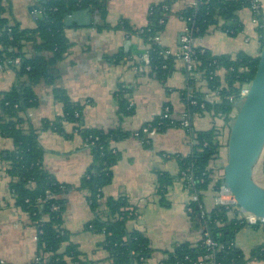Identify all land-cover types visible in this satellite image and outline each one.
Wrapping results in <instances>:
<instances>
[{
    "label": "crops",
    "instance_id": "crops-1",
    "mask_svg": "<svg viewBox=\"0 0 264 264\" xmlns=\"http://www.w3.org/2000/svg\"><path fill=\"white\" fill-rule=\"evenodd\" d=\"M160 1L105 0L106 12L103 16L100 12H90L88 25L80 26L75 20L70 21L69 25L65 24L64 33L70 46L64 58L55 65L54 82L34 84L36 105L23 115L25 125L38 130V141L44 149V167L57 181L70 186L63 195L65 209L61 229L68 233V242L76 245L86 264H112V261L100 245L104 235L84 229L92 212L87 192L79 184L92 161L89 147L70 122L62 123V133L42 128L43 120H52L63 113V104L56 99L54 88L63 89L71 101L82 106L85 127L109 130L120 125L124 131L132 132L111 142L119 158L112 167L110 183L101 192L104 197H126L130 204L128 209L134 212V217L126 223L128 229L142 231L154 249L146 263L172 264L164 262L165 252L172 251L181 242L195 243L201 238L200 231L190 223L187 213L190 194L181 181L176 180L169 186L167 206L160 204L155 194L156 172H177L178 164L173 155L185 156L192 152L193 134L187 133L181 126L169 127L149 136V146L134 134L166 106L177 118L184 110L181 90L187 88V81L182 63L176 59L175 70L161 82L150 76L147 70L139 74L125 59L114 62L111 58L120 50L131 52V56L143 51L145 45L138 33H129L114 26L125 19L136 30L142 28L146 24L149 8ZM258 2L264 14V0ZM44 4L45 0H9L5 16L10 23L18 22L22 28H35L43 14ZM187 4H190V0H177L174 3L159 35L158 43L173 54L179 50L186 24L178 16L177 10ZM31 5L39 9L29 10ZM238 16L243 24L238 35L230 36L219 27L210 26L203 36L195 38L194 44L214 55H235L242 51L256 57L261 41L252 12L249 8H243L238 11ZM25 51L27 56L33 54L31 42L26 44ZM14 81L13 67H0V92L10 89ZM119 84L129 90L128 101L132 106V113L122 118L118 116V103L114 97ZM199 87L201 91L206 90L205 83ZM190 126L191 131L208 130L215 126L222 131L220 143L227 140L228 128L210 113L193 114L190 116ZM12 148V139L0 135V264H26L37 254L38 229L28 212L15 204L8 189L4 157ZM220 150L224 155L213 164L224 162L226 148L221 147ZM253 178L264 186V149L255 165ZM215 191L211 185L202 192V202L207 210L216 205ZM234 242L248 258L255 247H264V227L245 225L236 232ZM66 245L67 242L60 252L64 251ZM247 264H264V258L250 257Z\"/></svg>",
    "mask_w": 264,
    "mask_h": 264
},
{
    "label": "trees",
    "instance_id": "trees-1",
    "mask_svg": "<svg viewBox=\"0 0 264 264\" xmlns=\"http://www.w3.org/2000/svg\"><path fill=\"white\" fill-rule=\"evenodd\" d=\"M176 1L162 0L151 5L146 24L142 28L136 30L125 19L114 26L129 33L139 34L145 48L136 56L147 53V73L161 82L175 70L177 57L172 53L165 54V48L154 37L163 30ZM251 1L198 0L195 5L187 4L178 9L177 14L190 28L194 38L203 36L210 26L219 27L228 35L236 36L243 29L238 11L250 8ZM8 8L9 0H0V61L20 57L19 65L13 67V85L10 89L0 92V135L12 139L13 142V148L4 157L7 162L4 173L8 178V189L15 204L27 211L37 225L36 255L40 259L38 264H86L87 261L82 259V253L76 245L68 242V233L61 229L65 209L63 195L70 186L57 181L44 167V149L38 141V130L25 125L23 115L36 105L34 84L41 81L54 82L55 65L64 58L70 46L64 33L66 15L81 8H89L91 13L100 12L103 16L106 12L105 0H45L43 14L35 28H22L18 22L10 23L5 16ZM252 16L257 22L256 31L262 43L264 14L261 11H252ZM28 42L33 44L34 52L31 56H27L25 51ZM195 51L198 58L196 70L201 72L199 80L205 81L211 90L217 88L220 100L205 101L204 92L197 85L198 80L190 76L187 88L181 90L184 110L189 117L193 114L210 113L227 127L235 108L226 96L238 98L242 86L249 83L254 75L258 57L242 51L235 55H214L208 49L198 46ZM128 55H131V52L120 50L111 58L114 62H119L126 60ZM219 69L224 70V75L217 73ZM188 90L197 101L196 105L188 103ZM128 92L129 90L121 84L114 92L119 118L132 113ZM54 95L63 104V113L52 120H43L42 128H51L62 133V123H72L89 147L92 156V161L80 178L79 184V187L87 192L92 212V217L86 222L84 229L104 235L100 245L107 251L112 264H147V259L154 249L142 231L128 229L126 223L134 217V212L128 209L130 204L126 197H104L101 192L102 188L110 183L112 167L119 158V153L112 149L111 142L132 132L124 131L120 125L109 130L85 127L82 122V106L71 101L61 88H54ZM201 102L204 104L203 108L199 107ZM163 113L164 109L137 131L138 137L145 145L149 146L150 138L143 132V127H155L156 133H160L169 127L180 126L181 114L177 118L171 110L169 117H165ZM219 132L215 126L208 130H192V152L185 156L173 155L178 164L177 172H156L155 194L160 204L168 205L167 192L174 181H181L186 186L188 177L192 180L191 186L187 188L189 194L194 192L198 196L196 201L189 200L187 213L191 225L200 231L201 238L195 243L181 242L172 251L165 252V263L194 264L199 256L211 252L212 248L205 244L204 232H208L211 239L221 243V247L214 251L215 264H247L250 257L264 258V247H255L250 257L246 258L235 244L236 232L247 225L239 218L238 206L216 204L211 210H207L203 205L202 192L211 185L217 189L219 184L214 180V169L211 167V162L221 156V147L226 148L227 140L221 144ZM44 198L45 201L40 202V199ZM52 205L57 206V209L52 210ZM66 242L64 251L60 252Z\"/></svg>",
    "mask_w": 264,
    "mask_h": 264
},
{
    "label": "water",
    "instance_id": "water-1",
    "mask_svg": "<svg viewBox=\"0 0 264 264\" xmlns=\"http://www.w3.org/2000/svg\"><path fill=\"white\" fill-rule=\"evenodd\" d=\"M38 10L31 5L29 10ZM80 26L90 23V9L81 8L65 17ZM247 93L233 103L235 113L228 122L223 183L233 194L240 212L264 218V186L254 178V168L264 149V41Z\"/></svg>",
    "mask_w": 264,
    "mask_h": 264
},
{
    "label": "built area",
    "instance_id": "built-area-1",
    "mask_svg": "<svg viewBox=\"0 0 264 264\" xmlns=\"http://www.w3.org/2000/svg\"><path fill=\"white\" fill-rule=\"evenodd\" d=\"M197 2H198V0H190V5H195ZM249 9L254 11V12H256V13L260 12L261 9H260V4H259L258 0H252L251 1V6H250ZM254 21H255V23L257 25V22H256L255 19H254ZM159 35H160V33L157 36L154 37V39L157 42L159 41ZM194 41H195V38L192 36L190 28L187 27V25L185 24L184 33H183V35L181 37V44H180L178 52L175 53V55L177 57V60H179L182 63L183 70L185 71V74H186V76H185L186 77V81L188 80V77H190V76L192 77L193 76V77L196 78V80H198L197 81V85H200V84H203V83H205V85H206L205 81L199 80L201 72L196 70V64L198 62V58L196 56V51H195L196 45L194 44ZM164 53L168 54V53H172V52L169 49H165ZM126 61L130 62L132 64V66H133V69L136 72H138L139 74H142V73L146 72V70L148 69L149 58H148V55H147L146 52H144L140 56H131V55L129 56L128 55L126 57ZM19 63H20V57H14L12 59H5L3 61H0V67H2L4 65L10 66V67H14V66L16 67V66L19 65ZM246 69L247 68L245 67V70ZM222 72H224L223 69H219L217 71V73H219L220 75H221ZM249 83L244 84L242 86V88L240 89L239 96H238L237 99H234L232 96H226V98L229 101H232V103H234L240 97L244 96L247 93L248 88H249ZM187 86H188V82H187ZM189 90L187 92L188 103L192 104V105H196L197 101L192 97V95L190 94ZM202 92H204L203 99L205 101L216 102V101L220 100V97H219V95L217 93L218 92L217 88L214 89V90H211L206 85V90L202 91ZM199 107L203 108L204 104L201 102ZM169 111H170L169 107L166 106L164 108L163 115L165 117H169ZM218 120H220V119H218ZM220 122H221V120H220ZM180 126L182 128H184V130L187 133H189V134H190V132L192 133L191 126H190V117H189L188 114H186L185 110L181 112V123H180ZM222 126H223V124H222ZM142 130H143L144 133H146L149 136H152V135H154L156 133V128L155 127H150V128L143 127ZM218 130H219V128H218ZM134 134L136 136H138V132L137 131L134 132ZM219 134H220L219 137H221L222 136V131L221 130H220ZM223 155L224 154H221L220 157L214 159L212 162H214L215 160H219L221 157H223ZM224 159L226 160V154L224 156ZM225 160H224V162L218 163V164H213L211 162V167L214 169V173H213L214 180L219 182L217 189H215L216 190L215 191L216 192L215 200H216V204H223V205H226V206H229V205H234L235 206L236 203H235L234 196L230 192V190L224 185L223 180H222V177H223V166H224ZM187 182H188V185H186V187L189 188V185L191 186V183H192L191 177H188ZM190 200L191 201L198 200L197 193L192 192L190 194ZM44 201H45V198L44 199H40V202H44ZM51 209L55 210V209H57V206L52 205ZM187 209H189V207H187ZM238 210H239V208H238ZM239 213H240L239 218H241V221L243 219V221H245V223L247 225H252V226H255V227H259V226H263L264 227V218L257 217L255 215L249 214V213H243V212H240V211H239ZM204 237H205L204 238L205 244L209 248H212V251L209 252L208 254L204 255V256H199L196 259L194 264H215V262H214V251L216 249H218L219 247H221V243L211 239L209 237L208 232H204ZM39 260H40L39 257L36 255L30 262H28L26 264H38Z\"/></svg>",
    "mask_w": 264,
    "mask_h": 264
},
{
    "label": "rangeland",
    "instance_id": "rangeland-1",
    "mask_svg": "<svg viewBox=\"0 0 264 264\" xmlns=\"http://www.w3.org/2000/svg\"><path fill=\"white\" fill-rule=\"evenodd\" d=\"M215 161H216V160H215ZM215 161H214V162H215Z\"/></svg>",
    "mask_w": 264,
    "mask_h": 264
}]
</instances>
